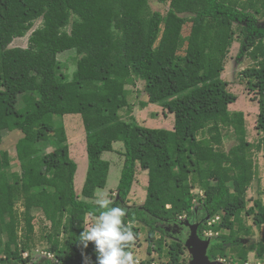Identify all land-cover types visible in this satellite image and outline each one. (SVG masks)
I'll use <instances>...</instances> for the list:
<instances>
[{"label":"trees","instance_id":"1","mask_svg":"<svg viewBox=\"0 0 264 264\" xmlns=\"http://www.w3.org/2000/svg\"><path fill=\"white\" fill-rule=\"evenodd\" d=\"M151 1L167 6L166 16L154 12ZM259 19L264 0H0V145L6 133L23 134L15 147L19 172L12 171L10 153L0 151V264L30 260L36 212L50 224L41 240L60 264H97L94 244L85 249L78 237L87 218L98 214L88 200L107 186L111 163L103 156L113 153L116 143L123 145L125 160L114 202L127 210L123 223L136 240L142 231L137 225L147 228L148 255L166 252L169 262L178 264L185 246L172 242L165 248L159 225L187 219L203 221L202 237L209 231L218 237L209 256L246 264L255 254L264 261V237L245 244L254 235L247 220L258 230L264 227V181L251 207L248 198L258 175L255 153L264 160ZM38 21L41 27L32 32ZM187 21L191 31L183 37ZM240 22L238 57L249 52L254 62L242 76L259 103L262 137L256 147L248 141L244 113L230 111L237 97L222 78ZM30 32L27 48H11ZM69 51L78 56L72 77L58 61ZM138 81L146 84L148 97L141 109L162 106L175 117L173 130L139 125L127 89ZM68 115L81 116L86 132L88 170L80 196L66 129L55 121ZM226 131L236 141L231 149L225 148ZM138 169L147 172L146 200L126 208ZM216 217L212 226L205 221Z\"/></svg>","mask_w":264,"mask_h":264},{"label":"rangeland","instance_id":"2","mask_svg":"<svg viewBox=\"0 0 264 264\" xmlns=\"http://www.w3.org/2000/svg\"><path fill=\"white\" fill-rule=\"evenodd\" d=\"M150 6L154 12H160L163 16H166L168 8L165 5L158 4L155 1H151ZM185 19V18H184ZM192 23L187 21V23L183 27V37H188L191 31ZM243 23H236L234 29L236 30L234 44L231 48V51L225 62V71L223 73V80L227 83L228 90L232 94L237 97V101L235 104L230 106L231 112H242L245 115L247 131H248V141L255 145V147L259 144L262 134L257 128V120L259 115V103L257 101V96L254 93H251L247 87V81L243 79L242 73L254 66V62L250 59L249 52L242 58L238 57L241 48L242 38L240 36V31L243 27ZM258 26H264V19H259ZM41 27V21H38L32 30L35 31ZM30 34L23 39H16L11 48H27L28 40ZM58 61L62 64V71L66 75L72 77L74 72L77 69L78 56L74 51H69L63 54H60L58 57ZM146 84L144 82L138 81L135 86H128V90L130 91L129 102L133 108V116L136 118L139 125L143 127L153 128V129H167L173 130L175 124L174 115L168 113L163 109L160 105H151L146 110L141 109V103L146 102L148 97L145 91ZM123 117L126 120H129L126 112L122 113ZM55 121L57 125H63L66 129L70 152L72 159L76 162L78 166V171L75 177V189L77 194L80 196L82 192V188L85 183V178L88 170V159H87V143H86V132L83 125V120L81 116H64V117H56ZM226 137L224 139L225 148L231 149L236 145V141L232 131L225 132ZM23 138V134L21 132H12L6 133L3 139V143L0 145V151H7L10 153L12 157V171L19 172L20 165L17 159V154L15 151V147L18 141ZM115 151L113 153L104 154L103 158L106 161L111 163V170L107 182L106 188L103 190L104 193L109 194L111 199L115 201L117 197V187L121 178V173L124 164V147L122 144H114ZM52 148H47V152H52ZM254 161L257 165V179L254 181L251 189L248 193V198L250 200L249 207L253 205V201L258 197V192L263 186L264 181V160L261 152H256L254 156ZM147 183L148 176L147 172L138 169V174L136 178V182L133 185L132 191L127 199L125 204L126 208H137L144 204L147 196ZM200 190H195L194 193L198 195ZM99 194V191L96 193V198ZM201 195V194H200ZM95 199L88 200V202L95 203ZM86 201L85 198H81ZM197 205L199 202H196ZM17 212L21 215L23 213V206L18 203ZM36 217L35 226H36V247L33 248V252L31 253V258H38L43 255V253H47L48 247L44 241L41 240V236L43 234V229L46 227H50V224L45 221V218L42 213L36 212L34 214ZM196 215L202 217L203 212H196ZM205 221H211L210 218H206ZM187 219H182L177 221L181 226L189 223ZM91 218H87L86 226H90ZM198 223V221H197ZM197 223L190 222L192 225H196ZM203 223L199 222V224ZM249 226L253 228L254 235L251 238H246L245 244L247 246L258 244L262 237H264V227L258 230L254 225L251 219L247 220ZM45 225V226H44ZM138 227L142 229L140 238L136 240V243L133 247V255L137 261V264H148L149 260H153L152 264H168L169 259L167 253L163 256H159L156 252H153L152 255H148L149 242L147 240V228L143 225L138 224ZM170 231L169 229H167ZM165 229V248H168L169 244L173 241L174 236L170 234V232ZM189 232H191L189 230ZM21 234V232H20ZM161 233H159L160 236ZM199 235V230H198ZM205 238V236H204ZM207 240V238H205ZM186 248V246H185ZM230 260L228 259V262ZM261 262L264 264V261H259L255 254L249 255L248 263L257 264ZM85 264H92L90 261H87Z\"/></svg>","mask_w":264,"mask_h":264},{"label":"clouds","instance_id":"3","mask_svg":"<svg viewBox=\"0 0 264 264\" xmlns=\"http://www.w3.org/2000/svg\"><path fill=\"white\" fill-rule=\"evenodd\" d=\"M95 204L98 214L91 217L90 226L83 228L79 244L85 249L90 242L94 244L97 264H137L130 251L136 233L123 223L127 210L103 190H99Z\"/></svg>","mask_w":264,"mask_h":264},{"label":"flooded vegetation","instance_id":"4","mask_svg":"<svg viewBox=\"0 0 264 264\" xmlns=\"http://www.w3.org/2000/svg\"><path fill=\"white\" fill-rule=\"evenodd\" d=\"M164 224H166V223H164ZM159 226H161L162 228H164L166 230L167 229L170 230V231L167 230L166 232H170V234H172L174 236V238H171V239H173L174 242H177V243L182 242L184 244V246H186V242H187L189 235H190L189 228H186L185 226H181L178 223H172V224H169V226H167V225H159ZM186 229H187V231H186ZM199 238L201 240H206L200 234H199ZM217 238L218 237L215 236V237L207 239L210 241L209 249L211 247V244L214 241H217ZM209 249H208V258H209L210 263L234 264V263H232V261L228 262V259H222V258L215 259V258L209 256ZM26 254L28 255L27 257L24 256ZM28 258H29V254L24 253L23 259L27 260ZM192 263H193L192 255H191L190 251L188 250V248H185L184 253H183V255H181V259L178 262V264H192ZM20 264H60V263L55 259L53 254L47 253L46 255L43 254L42 256L38 257L37 259L36 258H33V259L30 258V260H28L26 263H20ZM168 264H171V263H168Z\"/></svg>","mask_w":264,"mask_h":264},{"label":"water","instance_id":"5","mask_svg":"<svg viewBox=\"0 0 264 264\" xmlns=\"http://www.w3.org/2000/svg\"><path fill=\"white\" fill-rule=\"evenodd\" d=\"M189 228L190 235L186 242V248L190 251L193 263L192 264H216L210 263L208 258V249L210 246L209 240H201L198 235L199 225H192L189 223L184 225Z\"/></svg>","mask_w":264,"mask_h":264},{"label":"built area","instance_id":"6","mask_svg":"<svg viewBox=\"0 0 264 264\" xmlns=\"http://www.w3.org/2000/svg\"><path fill=\"white\" fill-rule=\"evenodd\" d=\"M220 220V218L219 217H216L215 219H212L211 221H208V225L209 226H212V225H214L215 223H217L218 221ZM212 237H214V233L212 232V231H209V232H206L205 233V238H212ZM43 254H47V253H43ZM25 257H27L28 255L26 254V255H24ZM246 264H250V263H246ZM257 264H262L261 262H259V263H257Z\"/></svg>","mask_w":264,"mask_h":264}]
</instances>
